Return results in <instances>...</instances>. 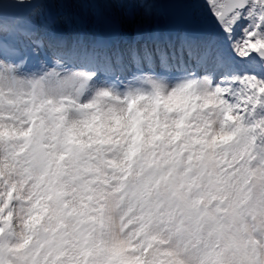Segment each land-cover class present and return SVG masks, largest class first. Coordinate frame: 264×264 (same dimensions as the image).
Returning a JSON list of instances; mask_svg holds the SVG:
<instances>
[{"label": "snow or ice", "instance_id": "snow-or-ice-1", "mask_svg": "<svg viewBox=\"0 0 264 264\" xmlns=\"http://www.w3.org/2000/svg\"><path fill=\"white\" fill-rule=\"evenodd\" d=\"M69 6L0 0V264H264V0Z\"/></svg>", "mask_w": 264, "mask_h": 264}, {"label": "rangeland", "instance_id": "rangeland-1", "mask_svg": "<svg viewBox=\"0 0 264 264\" xmlns=\"http://www.w3.org/2000/svg\"><path fill=\"white\" fill-rule=\"evenodd\" d=\"M162 1L159 0L160 3ZM60 2L71 5L51 10L52 16L60 20L64 33L73 34V29H76L78 32H85L86 34L90 31L92 33V30L97 26L98 20L101 18V14L105 19L104 21L109 24H105L106 27L112 32L116 31V36L135 33V27L140 23V9L117 6L121 3H135L137 0H60ZM79 2H93L110 6L98 8H80L74 6ZM160 15V24L162 26L166 21L163 9L160 10ZM115 24L117 27H115Z\"/></svg>", "mask_w": 264, "mask_h": 264}, {"label": "water", "instance_id": "water-1", "mask_svg": "<svg viewBox=\"0 0 264 264\" xmlns=\"http://www.w3.org/2000/svg\"><path fill=\"white\" fill-rule=\"evenodd\" d=\"M172 2V0H164L163 1V4H167V3H171ZM164 15H165V18H166V22H165V24H167L168 23V10L167 9H164ZM105 19L102 17V20H100L99 21V23H100V30L103 32V33H106V34H111V32L110 31H107L106 29H105V27L103 26V21H104Z\"/></svg>", "mask_w": 264, "mask_h": 264}]
</instances>
